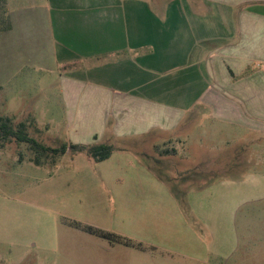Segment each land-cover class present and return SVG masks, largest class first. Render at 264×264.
<instances>
[{
    "label": "crops",
    "instance_id": "0c3cea01",
    "mask_svg": "<svg viewBox=\"0 0 264 264\" xmlns=\"http://www.w3.org/2000/svg\"><path fill=\"white\" fill-rule=\"evenodd\" d=\"M0 1V83L24 69L51 76L66 117L61 143L110 145L108 161L128 152L116 142L137 141L138 157L173 160L170 170L197 180L186 115L264 131V0Z\"/></svg>",
    "mask_w": 264,
    "mask_h": 264
},
{
    "label": "rangeland",
    "instance_id": "374dc122",
    "mask_svg": "<svg viewBox=\"0 0 264 264\" xmlns=\"http://www.w3.org/2000/svg\"><path fill=\"white\" fill-rule=\"evenodd\" d=\"M3 8L0 1V19ZM11 77L0 83V118L14 127L23 122L30 137L58 147L68 134L51 76L24 69ZM45 100L49 113L39 115L36 105ZM29 108L50 125L38 127ZM182 125H190L184 139L196 142L187 149L198 160L197 180L170 170L173 160L138 157L137 141L116 142L128 152L100 163L67 152L38 157L39 165L27 144L0 141V264H264V131L201 113ZM228 157L231 163L222 162ZM198 182L205 186L195 190ZM85 225L123 242L87 233Z\"/></svg>",
    "mask_w": 264,
    "mask_h": 264
},
{
    "label": "trees",
    "instance_id": "16d2710c",
    "mask_svg": "<svg viewBox=\"0 0 264 264\" xmlns=\"http://www.w3.org/2000/svg\"><path fill=\"white\" fill-rule=\"evenodd\" d=\"M15 140L19 143H25L36 154L34 163L39 165L38 157L52 155L54 157L63 156L67 152L70 154L85 153L94 162H101L108 159L114 152V148L110 145H67L61 143L56 148H51L43 145L34 138L30 137L26 132V124L20 122L17 126H13L9 118H0V141ZM84 231L87 233L97 235L101 238L114 241L123 242L120 236L112 233L105 232L103 230L93 228L91 226H84ZM126 243V242H125ZM127 244V243H126ZM139 246V244H137Z\"/></svg>",
    "mask_w": 264,
    "mask_h": 264
}]
</instances>
